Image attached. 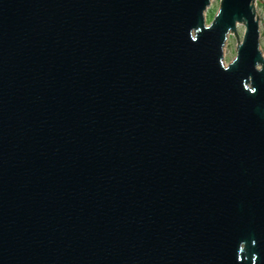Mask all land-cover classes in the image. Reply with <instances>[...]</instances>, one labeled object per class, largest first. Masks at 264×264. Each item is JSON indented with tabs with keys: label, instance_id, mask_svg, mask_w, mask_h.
I'll use <instances>...</instances> for the list:
<instances>
[{
	"label": "water",
	"instance_id": "95a60500",
	"mask_svg": "<svg viewBox=\"0 0 264 264\" xmlns=\"http://www.w3.org/2000/svg\"><path fill=\"white\" fill-rule=\"evenodd\" d=\"M211 1L0 0V264H264L256 0Z\"/></svg>",
	"mask_w": 264,
	"mask_h": 264
},
{
	"label": "rangeland",
	"instance_id": "374dc122",
	"mask_svg": "<svg viewBox=\"0 0 264 264\" xmlns=\"http://www.w3.org/2000/svg\"><path fill=\"white\" fill-rule=\"evenodd\" d=\"M219 6V0H212L210 6L205 12V22L208 24L214 13L217 11ZM237 32V38L241 41L242 35H243V30L240 25L237 26L236 29ZM235 47H236V38L234 34H230L227 38L225 49H224V63H228L233 59L235 56Z\"/></svg>",
	"mask_w": 264,
	"mask_h": 264
},
{
	"label": "flooded vegetation",
	"instance_id": "af4514ba",
	"mask_svg": "<svg viewBox=\"0 0 264 264\" xmlns=\"http://www.w3.org/2000/svg\"><path fill=\"white\" fill-rule=\"evenodd\" d=\"M255 15L258 20L259 50L264 58V0H256L254 4ZM244 32V26L240 25Z\"/></svg>",
	"mask_w": 264,
	"mask_h": 264
}]
</instances>
